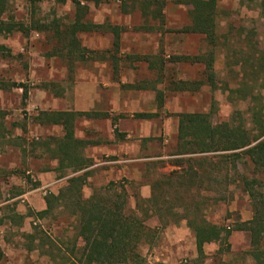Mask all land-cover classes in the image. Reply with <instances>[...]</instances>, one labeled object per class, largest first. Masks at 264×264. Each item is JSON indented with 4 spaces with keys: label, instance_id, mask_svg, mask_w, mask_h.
Returning <instances> with one entry per match:
<instances>
[{
    "label": "rangeland",
    "instance_id": "obj_1",
    "mask_svg": "<svg viewBox=\"0 0 264 264\" xmlns=\"http://www.w3.org/2000/svg\"><path fill=\"white\" fill-rule=\"evenodd\" d=\"M79 1L87 7L86 19L104 25L98 31L77 33L82 46L96 51L86 52L84 59L70 62L63 56L52 28L0 33L4 47L0 50V264H62L71 256L76 234L72 207L60 201L48 213L39 214L41 209L32 208L21 195L31 188L36 171L56 166L43 142L49 136L60 137L62 128L39 124L38 114L43 110H98L109 114L107 118L82 116L75 120L78 137L104 147L102 151L88 145L83 150L92 161L82 187L83 197L111 182V186L125 189L127 206L134 208L138 201L147 205L152 185L161 182L165 200L162 209L167 212L164 223L154 214L145 220L156 232L150 242L139 245L143 264H253L246 231L232 230L226 242L205 244L200 256L184 218L187 207L189 215L195 213L223 226L233 227L249 219V199L239 176L254 174L250 161L246 157L237 161V172L227 164L219 174L207 170L197 177L191 174V191L183 186L180 198L173 192L175 187L180 189L177 180L166 176L179 174L182 164L185 171L193 172L192 168L188 170L190 164L197 169L188 158L199 154L176 152L177 113H208L212 122H221L240 112L250 127V102L231 92L238 87L246 90L242 81L261 94L264 103L263 72L257 67L259 80L253 84L248 77L254 69L250 62H244L245 58L256 57L260 65L264 60V7L260 0H216L217 33L220 41L225 38V45L215 48V85L204 83L193 91L177 90L172 84L205 77L202 62L171 61L174 55L193 56L208 49L203 35L179 31L190 23L189 4L181 0ZM157 8L160 16L155 17L152 12ZM74 15L71 0H8L2 17L25 24L55 23L64 28ZM107 25L121 27L117 51ZM137 55H147L152 66ZM160 60L164 61L162 72ZM126 83L148 87L128 88L123 86ZM153 85L156 88H151ZM157 90L163 95L160 107ZM142 111L158 112L159 116H133ZM180 158L186 160L179 166L176 161ZM54 173L63 177L55 193L65 185L66 178L76 174L69 168ZM168 181L172 185L165 184ZM50 192L47 189L43 194L39 189L37 197L44 198ZM76 243L75 253L82 240Z\"/></svg>",
    "mask_w": 264,
    "mask_h": 264
},
{
    "label": "trees",
    "instance_id": "obj_2",
    "mask_svg": "<svg viewBox=\"0 0 264 264\" xmlns=\"http://www.w3.org/2000/svg\"><path fill=\"white\" fill-rule=\"evenodd\" d=\"M71 1L75 5L74 19L69 25L61 28L55 23L44 24L31 21L32 24H25L23 21L4 19L2 15L8 8V0H0V33L13 30L26 32L31 29L47 30L52 28L55 31L57 41L60 43L59 50L63 56L68 57L70 62L73 59H84L86 52L94 53L96 51L82 46L77 33L80 31H98L104 25L86 19L87 7L81 1ZM147 1L156 2L155 0ZM180 2L190 5V23L179 31L203 35L208 49L204 53L193 56L181 54L171 57V61L202 62L205 74L203 79L173 81V88L193 91L199 89L204 83L214 86L215 48L218 44L225 45V38L224 42L220 41L217 33L216 0H181ZM260 3L264 7V0H260ZM159 14V8L154 13L152 12L155 17ZM107 26L113 33L112 46L117 51L121 27L118 25ZM3 48V45L0 44V50ZM136 58L146 60L152 66L147 55H137ZM257 60L256 57L244 59V62H250L254 69L251 70L248 78L255 84L259 80L257 67H260L263 72L261 80L264 84V60L260 65ZM163 67L164 61L160 60V72H162ZM241 84H245L248 88L244 90L238 87L232 89L231 92H238L243 99H248L250 102L248 107L250 127L242 119L240 112L234 113L231 119L221 122H212L208 113H177L176 152L180 155L199 154L197 157L189 156L188 158V161L195 162L197 169H194L190 164L188 170L192 168L193 172L185 171L182 164L179 174L171 172L166 177L177 180L180 189L175 187L173 192L174 197L180 198L179 194L182 193L183 186H185V191H191V174L197 177L206 170L210 173L215 171L219 174L220 171L224 170L223 167L228 168L227 164H230L231 169L237 172V161L246 157L253 166L254 174L252 176L241 174L239 180L249 199L251 209L249 219L237 222L233 227L223 226L211 223L205 217L197 216L195 213L189 215L190 209L187 207L188 214L184 218H186V225L193 232L198 255L204 254L206 243L226 242L232 230H244L249 236V253L253 258V264H264V246H262L264 239V103L261 101V94L254 92L249 84L247 85L245 81H242ZM123 86L138 89L148 87L134 83H126ZM151 88H156V86L153 85ZM156 100L158 107H160L163 103L162 91L157 90ZM133 115L138 118H154L159 116V113L142 111L135 112ZM80 116L100 118L106 117L108 114L101 111L71 110H43L38 114L41 122L53 123L62 127L63 133L60 137H53L48 142H44L49 147L53 157L57 159L60 169L70 168L76 172L91 165V159L83 154L84 147L91 141L78 138L74 133L75 120ZM118 136L122 138L123 134L119 133ZM145 139H151V137ZM50 145L53 147L50 148ZM206 153H212V155L208 156ZM184 160L186 159H177V165L180 166ZM225 170L229 171L228 169ZM88 174L89 170H84L72 175L57 194L50 192L46 195L44 197L46 207L39 213H48L60 201L67 202L72 207V214H74L76 221V234L70 248L71 256L66 257V262L62 264H143L139 245L150 242L156 232L146 225L145 220L154 214L164 223V212H167L162 209L165 200L161 182L152 185L151 196L146 199L149 205L138 201L134 208H129L125 189L113 187L111 182L94 189L88 197H83L81 191ZM225 176H229V173L226 172ZM165 184L172 185L169 181ZM166 209L170 210V207ZM79 239L82 240L81 248L75 253L74 248ZM2 257L3 252L0 250V260ZM220 264L227 263L221 262Z\"/></svg>",
    "mask_w": 264,
    "mask_h": 264
},
{
    "label": "crops",
    "instance_id": "obj_3",
    "mask_svg": "<svg viewBox=\"0 0 264 264\" xmlns=\"http://www.w3.org/2000/svg\"><path fill=\"white\" fill-rule=\"evenodd\" d=\"M48 111H50V110H48ZM84 111H98V110H84ZM101 112H105V111H101ZM80 117H82V116H80ZM107 117H109V114H108V116H106V118ZM84 118H87V117H84ZM37 119H38L39 124L56 125V124H53V123L41 122L39 120V118H37ZM115 120L116 119H114V121ZM74 133H75V130H74ZM75 136L78 137L76 134H75ZM53 137H58V136H49L46 139V141H44V142H48ZM78 138H80V137H78ZM83 139H85V138H83ZM86 140H89V139H86ZM89 141H91V143H89L88 145H94L93 146L94 148H98L99 150H102V151L104 150V147L98 146V143L97 142L92 141V140H89ZM44 142H43V144H44ZM88 145H86L85 147H87ZM45 147H46V151H48L50 153V157L56 160V166L53 169L50 168V169L36 171L35 172V177L33 178L34 182L32 183L31 188L28 189V190H26V191H24V192H22V194H21L22 197L27 198V200H28L30 206H32V208L41 209V211L46 207V205H45L44 198H42L41 196L40 197H37V191L40 189V190H42V193L45 194L46 191H47V189H49V190L53 191L52 193L57 194L58 191L55 193V190H57V186H59L60 182L63 181V177L62 176L56 177L55 175H53V174H55L54 171H64L65 169H68V168H64V169L58 168V161H57V159L53 157L51 151L49 150V147H47L46 145H45ZM52 147L53 146L50 145V148H52ZM85 147H84V149H85ZM85 156L86 157H89L87 155H85ZM91 165H89L87 168H85L83 170L76 171V174L81 173L84 170H89V168H90ZM27 172H29V171H27ZM31 176L33 177V175H31ZM68 178L65 179V184H66V180ZM29 181H31L30 178H29ZM62 184L60 186H62ZM20 218H24V216H22Z\"/></svg>",
    "mask_w": 264,
    "mask_h": 264
}]
</instances>
